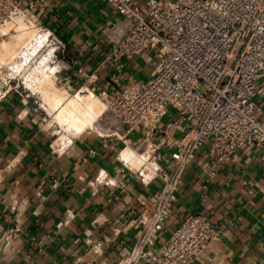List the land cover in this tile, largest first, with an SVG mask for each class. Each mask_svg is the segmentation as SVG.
I'll use <instances>...</instances> for the list:
<instances>
[{"label": "crops", "instance_id": "1", "mask_svg": "<svg viewBox=\"0 0 264 264\" xmlns=\"http://www.w3.org/2000/svg\"><path fill=\"white\" fill-rule=\"evenodd\" d=\"M29 14L65 42V52L51 47L45 57L74 88L119 90L130 74L147 78L157 65L145 52L116 67L110 53L130 22L105 0H35ZM1 91L0 264H155L132 256L140 239L133 220L158 183H144L117 158L141 132L61 136L43 98ZM203 156L202 148L147 249L156 250L185 215L205 213L219 234L193 264H264V154L243 149L211 174Z\"/></svg>", "mask_w": 264, "mask_h": 264}, {"label": "built area", "instance_id": "2", "mask_svg": "<svg viewBox=\"0 0 264 264\" xmlns=\"http://www.w3.org/2000/svg\"><path fill=\"white\" fill-rule=\"evenodd\" d=\"M105 1L130 22L110 53L116 67L145 52L157 58L147 78L130 74L121 89L110 92L89 88L106 103L100 124L106 132H96L127 139L141 132L117 158L144 183H158L142 195L144 207L133 220L140 239L132 256L155 264H193L219 234L205 213L185 215L156 250L147 245L164 229L199 150L212 160L210 174L243 149L255 147L264 154V0ZM34 6L35 0H0V40L9 35L11 22L23 18L37 27L46 51L65 52L57 34L30 20ZM33 51L34 59L41 50ZM58 83L76 89L69 80ZM125 154L135 163L129 164Z\"/></svg>", "mask_w": 264, "mask_h": 264}, {"label": "rangeland", "instance_id": "3", "mask_svg": "<svg viewBox=\"0 0 264 264\" xmlns=\"http://www.w3.org/2000/svg\"><path fill=\"white\" fill-rule=\"evenodd\" d=\"M24 20L25 19L21 18V20L18 19L16 23L11 22L6 27V30L9 32V35L0 40V86L1 85L3 86V88H0V90L2 89L1 92H4L7 88H9L12 85L13 87L21 91L31 92L35 94V96L39 98L38 100H41L42 102L43 93L44 91H46V88L52 89L54 91L58 89L57 91H59V93H62V95L65 98V101L57 105L56 108L52 107L50 104L45 105L46 106L45 109L47 110V113L50 119H52V122L57 126L56 129L59 135H62V136L76 135L80 132H77L74 127L71 128L69 126L68 122L66 121L65 112L60 113L59 107H64V105L67 104V101L69 100V98L73 96V94L77 93L80 90V88H76L75 90H66L65 88H62L60 86L61 84L58 83V80L56 78V73L53 74L54 72H56V70L55 69H52L50 71L45 70L47 66L49 67L53 66V64L45 63L48 58V56L45 57V53H46V47L44 46L45 43L41 41V37H38V38L36 37L38 36L37 27L34 25H29L28 23L27 24L24 23L25 22ZM34 47H36L35 51L36 49L38 50L39 48L41 50L37 53L38 56L34 58L36 59L35 62H33L34 61L33 57L31 58V55L29 56V53H31L34 50ZM26 59H27V62H26ZM41 60L42 62L40 63L39 61ZM23 61H24V64L22 65ZM19 67L21 69L18 70ZM44 72H45V75H44ZM46 74H47V78L44 77L46 76ZM54 76H55L57 83H55L56 81L55 79H53ZM17 85L18 87H16ZM90 90L91 89L86 88V87L83 88L84 92L88 91L85 93L93 95L94 97L97 98V100L101 101L106 106L104 99L99 94L95 92L93 93L92 90L91 91ZM102 113L99 117H97L95 124L93 125L94 128L92 130L89 128L86 130L96 132V129H97L100 131V133L106 132L100 129V124L103 123ZM66 125L68 126V128ZM69 127L72 129V131Z\"/></svg>", "mask_w": 264, "mask_h": 264}, {"label": "bare ground", "instance_id": "4", "mask_svg": "<svg viewBox=\"0 0 264 264\" xmlns=\"http://www.w3.org/2000/svg\"><path fill=\"white\" fill-rule=\"evenodd\" d=\"M24 22V21H23ZM20 23V22H19ZM25 23V22H24ZM21 24V23H20ZM25 25V24H24ZM15 26V25H14ZM25 27V26H23ZM36 35V34H35ZM38 37V36H36ZM33 40V39H31ZM29 45V43H28ZM33 45V44H32ZM36 48V47H35ZM26 50V49H25ZM33 52V51H32ZM24 55V54H23ZM30 56V54H29ZM23 57V56H22ZM25 57V56H24ZM26 58V57H25ZM50 58V57H49ZM45 59V58H44ZM27 62V59H26ZM24 64V61L22 65ZM45 64V63H44ZM18 65V63H17ZM21 65V64H20ZM14 66V65H13ZM15 67V66H14ZM17 67V66H16ZM21 67V66H20ZM18 68L21 69V68ZM51 68V67H50ZM54 69V68H52ZM42 71V70H41ZM40 72V71H39ZM43 73V72H42ZM41 74V73H40ZM45 75V72H44ZM43 75V76H44ZM51 75V73H50ZM38 77V76H37ZM47 78L46 76H44ZM52 77V76H51ZM45 78V79H46ZM55 79V76L54 78ZM52 79V80H53ZM56 81V79H55ZM53 83V82H52ZM56 83V82H55ZM36 86V85H35ZM38 86V84H37ZM44 86V85H43ZM47 86V85H46ZM45 86V87H46ZM48 87V86H47ZM54 87V86H53ZM52 88V87H51ZM56 88V87H55ZM58 90V89H57ZM54 91L52 89L46 88V91L43 93V102L50 104L52 107L56 108L57 105L60 103H63L65 101L64 96L62 93H59V91ZM85 90V89H84ZM91 91V90H90ZM83 89L82 91H78L77 93L73 94L67 101V104L64 105V107H59L60 108V113L65 112L66 116V121L68 122L69 126L72 128L74 127L77 132L85 131L86 129H93V125L95 124V121L97 117L101 115V113L104 110L105 105L97 100L96 97H94L91 94L85 93L88 91H85L84 93ZM66 95V93H65ZM96 95V94H95ZM68 98V97H67ZM62 105V104H61ZM58 108V109H59ZM57 109V110H58ZM63 119V118H62ZM62 121V120H61ZM65 121V119H64ZM98 121V120H97ZM67 124V123H66ZM67 124V125H68ZM66 125V126H67ZM69 127V128H70ZM68 128V126H67ZM70 128V129H71ZM73 128V130H74ZM96 129V128H95ZM69 130V129H68ZM72 131V129H71ZM98 131V130H97ZM62 136V135H61ZM60 136V137H61ZM66 137V135H65ZM64 137V138H65ZM62 138V137H61ZM62 140V139H61ZM60 142V140L58 139ZM126 160L129 162V164L135 163V160L131 157H128V155L125 154Z\"/></svg>", "mask_w": 264, "mask_h": 264}]
</instances>
